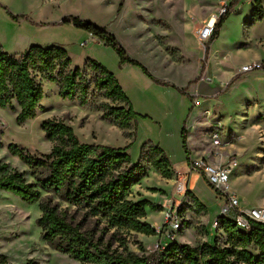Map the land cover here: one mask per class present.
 Wrapping results in <instances>:
<instances>
[{"label": "rangeland", "instance_id": "374dc122", "mask_svg": "<svg viewBox=\"0 0 264 264\" xmlns=\"http://www.w3.org/2000/svg\"><path fill=\"white\" fill-rule=\"evenodd\" d=\"M224 1L226 0H0V46L2 51L12 55L23 53L33 45L61 46L70 59L72 69L82 68L87 59H92L110 72L113 62L103 46L94 45L87 37L81 38L83 30L72 24H60L64 17H78L113 34L128 56L130 52L141 63L146 64L152 77L162 81L156 76L159 74L171 79L178 86L157 83L145 74L151 82L173 88L185 99V103L190 104L193 99L189 94L202 67H207L210 63L214 76L225 80L218 64L228 63L231 68H235V65H241L243 60L257 51L264 57V47L259 44L264 41V20L249 23L251 3L249 0H238L221 24L217 37L207 44L208 54L204 62L206 43L199 42L195 33L221 8ZM251 63L253 62L242 64L238 69ZM118 66L121 67L119 64ZM136 68L143 72L140 67ZM260 73H264V70L246 74L238 71L228 81L226 91L220 93L218 98H198L202 101L201 112L208 109L211 120L221 119L223 142L230 137L231 144L245 149V155L234 156L237 167L228 181L229 192L235 194L239 208L242 209L264 206V139L262 143L257 141V133L249 128L250 125L243 128L246 116L240 117L242 113L247 114L252 121L257 120L259 112L264 114V75ZM92 77V74L86 76L85 82L89 83V90L84 106H80L78 101L62 99L58 95L56 84L42 81L43 98L34 119L18 123L16 117L19 108L16 102H12L8 108H0V164L7 165L6 173L17 171L26 182H33L30 169L18 156L11 153L10 146L22 149L25 155L40 158L41 154L48 153L54 145L65 144L64 141H50L45 137L42 125L47 120L62 122L70 127L79 143L112 147H124L131 143L128 154L132 163L140 160L144 146H160L166 135L170 144L176 148L173 152L175 156L186 154L183 147L178 148L172 136L171 131L177 128L178 123L182 129L191 128L193 131L194 127L197 128L191 139L192 145L209 148L210 135L206 131L208 124H212L211 120L203 119L193 124L195 116L187 118V114L184 118L171 114H151V119L136 116L134 124L130 123L127 128L119 127L113 117L106 115L107 106L113 104L102 91L95 88L91 82ZM200 80H207L208 84L212 82L206 68L197 79ZM212 84L210 87L216 89L214 80ZM227 92L229 95L224 97ZM254 92L261 93V98H258L261 99L260 102H254ZM224 100L229 110L217 112L215 106ZM260 123L264 129V119ZM238 136L246 139L239 141ZM166 157L169 159L167 155ZM170 179L171 192L169 187L164 189L168 202L161 203L167 208L166 211L158 212L164 211L163 207H159L162 206L160 204L151 213V223L157 226L153 229L159 230V234L153 236L111 228L104 219L92 217L85 211L62 202L58 203L59 209L71 224L101 247L124 255L150 254L156 244L166 246L167 241L162 234L164 227L168 226L165 214L169 210L174 211L181 220V229L175 233L178 244L196 248L205 242L212 243L214 239L215 243L226 247V235L221 229L215 232L211 226L225 202L223 196L209 186L203 176L196 178L191 175L190 184L195 189L194 199L186 191L182 194L173 192L180 179ZM148 190L154 191L150 188ZM180 197L184 198L179 199ZM40 215L39 204H27L19 197L0 190V256L6 257L9 264H26L29 261L36 264H79L67 254L52 249L42 239L37 225Z\"/></svg>", "mask_w": 264, "mask_h": 264}, {"label": "trees", "instance_id": "16d2710c", "mask_svg": "<svg viewBox=\"0 0 264 264\" xmlns=\"http://www.w3.org/2000/svg\"><path fill=\"white\" fill-rule=\"evenodd\" d=\"M238 0H232L226 13L215 23L213 34L204 45L207 60L208 46L232 11ZM253 9L249 23L262 19L259 4ZM60 24H72L111 48L119 57V65L130 63L140 67L144 74L157 80L137 61L132 60L119 45L113 34L78 17H64ZM264 70V66H262ZM102 91L113 106H107L108 117H113L119 127L135 123L136 114L114 75L95 60L87 59L82 68H71L70 59L61 46L33 45L20 54H8L0 46V108L16 102L18 123L32 120L40 109L43 98L42 81L54 83L62 99L87 102L89 86L86 76ZM45 137L60 140L40 158L25 155L22 149L11 148L30 169L33 182H26L17 171L6 173V164H0V190L7 191L27 204H39L41 212L37 225L42 239L55 251L67 254L79 264H264V224L252 223L248 232L237 229L233 216L220 217L219 227L226 235V247L213 239L196 248L167 242L164 249L150 254H120L99 245L69 222L59 209V202L79 208L92 217L104 219L111 228L126 229L145 236L155 235V230L144 219L146 207L157 210L147 201L133 202L128 192L142 180L150 169L162 178L172 177L170 161L159 146L146 145L140 160L132 163L128 154L131 143L124 147L103 144L79 143L70 127L62 122L47 120L42 125ZM186 129H182V147L187 154ZM192 199L193 196L187 192ZM201 209H204L201 206ZM217 230H215L216 232ZM214 232V233H215ZM0 264H9L0 256ZM26 264H36L27 262Z\"/></svg>", "mask_w": 264, "mask_h": 264}, {"label": "crops", "instance_id": "0c3cea01", "mask_svg": "<svg viewBox=\"0 0 264 264\" xmlns=\"http://www.w3.org/2000/svg\"><path fill=\"white\" fill-rule=\"evenodd\" d=\"M256 1L257 4H259L260 8L262 9V19L264 20V0H249V3H251V13L250 17L252 18V12L253 9L256 7ZM260 20V21H261ZM81 33L80 37L81 38H89L90 41L94 45H101L103 46L104 50L107 51L110 54V57L113 62V68L109 69L110 72L114 75L115 79L117 80L119 86L121 87L122 91L128 98L132 109L134 113L137 116H141L143 118H150L151 114H156L158 116L162 115H176L182 116L183 118L187 114V118H193L195 116V123L198 121H201L203 119L205 120H211V113L208 109H206L204 112H201V107H202V101H199V97L205 98V99H213V98H218L220 96V93H223L226 91L227 88V83L229 80H231L239 71V67L242 64L248 63V62H262L264 63V57H262L258 51L256 53L251 54V56H248L245 60L242 61L241 65H235V68H231V65L228 63H223V64H218L219 68L221 71H223L224 76L226 77L224 79H220L214 76V74L211 72L210 69V63L207 65V67H202L201 69V74L204 71V68L207 69V73L209 75L210 80H214V83L216 82L217 88H211L210 85L212 82L210 81L209 84L206 82V80H200L197 81V79L200 77V75L197 76V79L194 81L195 85L191 89V93L189 96L193 99L190 104L188 102L185 103V99L181 98L180 94L176 90H174L171 87H164V86H159L151 80L147 79L145 76L144 72H141L140 69L138 70L136 67L130 63H126L122 65L121 67L118 66L119 64V57L116 55V53L109 47L104 46V44L97 39L93 38L90 34L86 33ZM192 35H193V30H192ZM194 36V35H193ZM195 38V37H194ZM261 47H264V41L259 42ZM264 49V48H262ZM129 56L132 60L137 61L139 64H141L144 68L146 67V64L141 63L139 59L135 58L130 52ZM245 53V52H244ZM242 54V52H241ZM244 55V54H243ZM148 71V70H147ZM150 72V71H149ZM255 72H261V70L255 71ZM264 75V73H260ZM156 76L161 79L163 82L168 83V84H173L175 86H178L175 84L171 79L165 77V76H160L159 74H156ZM213 85V84H212ZM149 91V92H148ZM260 92V91H259ZM231 94V93H230ZM226 95H229V92H227ZM232 95H230L231 97ZM223 97V98H224ZM254 102H260L261 99H258L259 97L261 98V93L254 92ZM173 100L177 101L174 102ZM179 100L181 102H179ZM217 112H224V110L228 111L227 109V102L225 100L221 103L219 102L217 106H215ZM215 115V111L213 112ZM240 117H243L244 115L246 116L243 120V128H246L247 126L250 125L249 128H253L255 131V134L257 133V141H260L262 143V139H264V129L261 127V119H264V114H261L260 112L258 113L257 120H249V116L247 114H240ZM223 117V116H222ZM228 119H230V116H227ZM238 117V119L240 118ZM221 118V117H220ZM261 118V119H258ZM151 119V118H150ZM221 119H213L210 121V123H221ZM241 121V120H239ZM212 124H208V129H207V134L210 135V132L212 130L211 126ZM246 125V126H244ZM194 130L192 131L191 128L186 129V144H187V154L183 153L182 155H176L174 150L176 149L170 144V139H168L167 135L165 136V139L163 142H161V145L159 146L169 157L170 161V170L172 172V177L174 180H177L176 178L180 179V183L184 184L186 186V192H189L192 196H194L195 189L191 186L190 184V179L191 175L196 177V178H202V176L198 172H190L189 171V160L190 158H206L209 163L211 164H223L227 162L230 158L236 156L238 157L239 155H245V149L238 147L236 145L231 144L230 142L232 139L229 137L228 139L225 140V145L222 146L221 148L215 150L218 153V156H210V152L213 151V148L211 146V143L208 144L207 149H203V147H199L200 145H192L191 144V139L194 137V131L197 128H193ZM231 129V128H230ZM172 136L173 139L177 142L178 148H182V127L181 124L178 123L177 128L172 129ZM232 131L230 130L229 134H231ZM167 134V133H166ZM237 138H240L239 141L245 140L244 136H238ZM193 148V149H192ZM237 167V165H236ZM235 167V168H236ZM235 169L233 170V172ZM233 172L231 173L230 176H232ZM171 179H165L160 176L156 171L153 169H150V171L147 173V175L140 180L137 184L133 185L130 191L128 192V199L133 201V202H138V201H147L151 203L154 206H158L161 203L163 204L168 202L167 196L164 194L166 191L164 190L165 188H170L171 192V184H170ZM148 188L153 189L154 191L148 190ZM174 192V191H173ZM175 193H172V195ZM184 197H180L179 199H183ZM161 204V205H162ZM239 204V203H238ZM163 207L164 211H158V212H165L166 207L165 206H159ZM264 207V206H262ZM260 208V207H258ZM146 210V217L145 221L152 226V228H156L154 223H151V211L148 207L145 208Z\"/></svg>", "mask_w": 264, "mask_h": 264}, {"label": "built area", "instance_id": "2783aa9c", "mask_svg": "<svg viewBox=\"0 0 264 264\" xmlns=\"http://www.w3.org/2000/svg\"><path fill=\"white\" fill-rule=\"evenodd\" d=\"M232 0H226L221 4V8L213 13L209 20L200 27L195 35L199 42L202 44L207 43L213 34V28L218 19L223 16L227 8L229 7ZM210 21H213L210 24ZM262 65L259 62H254L246 66H242L239 72L241 74H246L253 71L262 70ZM207 81V80H206ZM210 143L213 151L210 152V156H218L217 149L225 145L222 139V125L217 122L210 132ZM237 165L236 159L234 157L230 158L227 162L223 164H211L206 158H200L197 160H189V171L200 173L204 179L207 181L209 186H211L215 191L223 196L224 204L219 211V216L212 222V229L217 230L219 227L218 219L220 217L233 216L235 225L238 230L243 232H248L251 229L252 223L264 224V207L252 208V209H242L239 208V204L235 194H231L228 188V181L231 173ZM186 191V186L179 182L176 194H182ZM165 223L167 227L163 232L162 236L167 242L175 241V233L181 226V220L174 211L169 210L165 214ZM155 233L159 234V230ZM164 246L161 244H156L154 246L155 251H161Z\"/></svg>", "mask_w": 264, "mask_h": 264}, {"label": "bare ground", "instance_id": "6f19581e", "mask_svg": "<svg viewBox=\"0 0 264 264\" xmlns=\"http://www.w3.org/2000/svg\"><path fill=\"white\" fill-rule=\"evenodd\" d=\"M212 23H213V21L210 22V24H212Z\"/></svg>", "mask_w": 264, "mask_h": 264}]
</instances>
